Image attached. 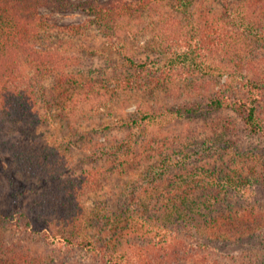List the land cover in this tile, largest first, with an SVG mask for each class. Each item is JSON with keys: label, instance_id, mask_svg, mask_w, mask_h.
<instances>
[{"label": "rangeland", "instance_id": "obj_1", "mask_svg": "<svg viewBox=\"0 0 264 264\" xmlns=\"http://www.w3.org/2000/svg\"><path fill=\"white\" fill-rule=\"evenodd\" d=\"M74 1L107 5L137 0ZM189 2L187 15L173 1H164L125 17V31L119 34L123 51L113 49L95 26L79 34L65 31L87 22L79 8L41 9L47 27L34 49L51 55L53 63H47L45 75L40 55L24 60L18 81L38 98L36 122L28 125L19 116H9L0 135L4 243L47 259V264H264V131L251 132L231 110L174 115L182 107L196 111L206 105L231 78L229 70L243 49L235 56L215 53L209 62L217 70L203 76L185 66L165 68L148 47L155 32L173 35L176 44L183 41V31L191 36L196 24L202 41L211 46L204 29L212 24L222 29L221 19L237 0ZM257 50L249 57L264 56V50ZM126 54L155 67L149 73L135 72L126 65ZM225 65L227 72L219 70ZM61 73L65 83L59 85ZM133 80L137 84H130ZM236 89L237 98L246 97L243 89ZM55 94L58 104L49 116L44 99L53 100ZM259 113L264 130V96ZM34 144L63 152L59 161L85 189L80 205L87 235L95 238L91 252L68 243L58 215H37L38 225L29 224L31 201L41 183L18 169L14 153ZM114 149L123 157L122 171L134 155L142 163L126 174L119 172L113 166ZM166 155L176 164L164 174L160 158ZM236 162L243 172L230 174L228 165ZM221 177H232L235 185L223 190L217 183ZM249 211L261 215V221L242 214ZM77 212L76 207L70 213ZM124 212L136 215V223L121 232L122 223L114 224L113 218ZM81 225L85 231L75 229V235L86 234ZM107 251H114L112 262Z\"/></svg>", "mask_w": 264, "mask_h": 264}, {"label": "trees", "instance_id": "obj_2", "mask_svg": "<svg viewBox=\"0 0 264 264\" xmlns=\"http://www.w3.org/2000/svg\"><path fill=\"white\" fill-rule=\"evenodd\" d=\"M164 1H173L176 10L187 15L189 0L119 1L107 5H98L94 1L77 3L74 0H0V135L3 133L5 119L9 116H19L28 125L36 122L35 107L38 98L31 90L19 86L18 81L22 74L24 60L33 58L34 55H40L39 63L43 66V74L45 75L50 68L47 67V63H53L51 55L34 49L47 27L41 16V9L79 8L88 16L87 22L84 25L64 28L65 31L69 30L79 34L84 28L89 29L95 26L107 37L113 49L123 51L125 45L121 43L119 34L120 31H125V24L123 23L125 17L141 13ZM241 1L237 0L235 5L226 10V19H221L222 29H217L214 24L211 25L210 29H204L207 43L211 46L202 41L199 35L200 29L196 24L192 26L191 36L189 32L183 31V41L176 44L172 42L173 35L170 36L171 34L166 33L165 36H162L155 32L148 47L151 52L161 57L165 68L175 69L185 66L203 76H209L217 70L209 62V58L215 53L224 51L235 56L237 50L243 49V54L241 52L235 57L238 58L236 67L229 70L231 78L218 92L212 93V96L207 98L209 101L206 105H200L196 111L190 108L191 106L182 107L179 111L176 110L174 115L176 117H183L186 114L208 115L231 110L243 118L244 124L251 132L259 133L264 131L261 127L259 113V104L264 96V56H259L257 60L255 57L249 56L252 55V50H264V0ZM241 5L243 6L240 7ZM62 28H60L61 31H63ZM217 31L218 34H216ZM223 41L225 42L224 45H222ZM124 61L135 72L149 73L155 67V63L139 62L127 54L124 56ZM158 64L161 62L156 63V65ZM160 67L162 66L159 65L157 68L160 69ZM219 70L227 72V65H225V69L221 67ZM244 71L248 73L244 74ZM60 75L61 79L56 81L59 85L65 83L63 73ZM159 78L163 77L160 76ZM130 84H137V81L133 80ZM237 87L244 90L245 98L236 97ZM229 93L231 96L228 95ZM56 96V94L53 96V100L44 99L47 101L45 103H47V115L49 116L53 114V108L57 106L54 104H58L54 101ZM151 146L156 147L158 145ZM63 154L59 149L36 144L23 145L14 153L18 169L26 172V176H31L34 181L41 183V190L31 201L28 221L31 226H35L38 225L37 215L46 217L50 214L58 215L59 220L63 221L64 229L66 228L65 239L68 240V243L77 249L91 252L93 246L96 245L95 238L94 235H87L88 227L84 222L85 213L80 205V195L84 193L85 189L81 190L80 181L78 182L71 175L69 169H66L67 165L62 166L59 160ZM113 158L115 160L114 169L118 168L119 172L125 174L127 170L139 167L142 163L141 156L139 155L137 158L134 155L130 158V165L127 164L128 168L122 171L120 167L124 166L123 157L117 149L113 150ZM160 160L163 163L161 167L165 169V171H160L164 174L167 173L168 169L171 171V168L176 164L169 155L163 156ZM238 166L237 162L234 165L229 164L230 174H235L237 171L238 174L242 173L243 169ZM220 173L224 174L223 169L220 170ZM231 178L228 177L224 180L221 177L217 183L223 190H227L229 186L235 185L236 180ZM155 182L158 183L156 179ZM76 207L78 212L70 213ZM252 212H243L242 214L246 215L247 213V217L255 216L256 222L261 221V215H253ZM135 217L136 215L133 213L124 212L113 218V221L114 224L122 223L119 227L123 232L136 223L133 220ZM81 224L85 226L86 234L75 235V229L84 230ZM112 248L116 252L118 247L113 246ZM16 249L14 243H4L0 235V264H47V259ZM106 253L110 256L109 261L112 262L114 251H107Z\"/></svg>", "mask_w": 264, "mask_h": 264}]
</instances>
